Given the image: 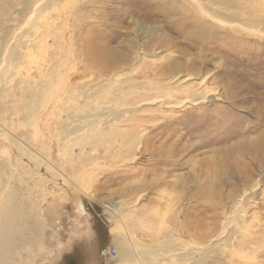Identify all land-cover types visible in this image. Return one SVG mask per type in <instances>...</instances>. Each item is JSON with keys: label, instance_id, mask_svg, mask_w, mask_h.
Listing matches in <instances>:
<instances>
[{"label": "rangeland", "instance_id": "rangeland-1", "mask_svg": "<svg viewBox=\"0 0 264 264\" xmlns=\"http://www.w3.org/2000/svg\"><path fill=\"white\" fill-rule=\"evenodd\" d=\"M237 3L260 22L212 19L191 0H67L55 26L65 39L49 40L64 72L41 145L13 103L30 68L0 84L1 177L31 174L20 146L67 178L60 200L40 203L52 226L30 264H117V226L152 264H220L215 251L264 264V0ZM33 175L54 192L45 171Z\"/></svg>", "mask_w": 264, "mask_h": 264}, {"label": "bare ground", "instance_id": "bare-ground-1", "mask_svg": "<svg viewBox=\"0 0 264 264\" xmlns=\"http://www.w3.org/2000/svg\"><path fill=\"white\" fill-rule=\"evenodd\" d=\"M191 1H193V3L197 5L198 11L205 13V15H207L209 18L212 19L222 20L219 15H222L223 12H225L223 15L226 21L228 22H232V23L243 22L247 24L250 23L258 24L260 22L259 21L260 18H258L259 16L258 17H256L257 15L251 16L253 14H249L250 12L247 11L246 9H242L240 7L235 8V6L238 5L237 0H191ZM66 4H67V0H0V84L4 86L5 84L8 83L7 81L9 78L16 76L17 71L18 72L22 70L26 71L27 70L26 68H30V70L27 71L25 76L20 78L13 85L14 90L19 89L21 91V96L19 100L18 101L15 100L16 102L14 101L13 103L15 106L20 107L19 109H20L21 117L26 121L27 124L22 126L21 123V126L23 127L22 129L29 130L28 132L31 137L29 138L31 144L33 142L34 144L41 145L40 144L41 141L40 137L42 133L41 125L45 123V118L47 116V111L49 106L51 105L53 100L57 98V95L59 97V91L62 86V82H63L62 72H64L62 71L63 70L62 64H64V62L62 63V59L60 58L63 56V53H61L63 52V46L60 45L58 51H53L49 48L50 45L49 40L55 37L58 38V40H60L61 42H63L65 39L63 33H61L60 30L57 31L58 28H56L55 26L57 25L56 24L57 19L58 20L63 19L62 10L67 11L69 9L68 7H67L68 9L66 8L67 10L64 8ZM61 25H65V24H61ZM54 40L58 41L56 39ZM58 47L59 46H57L56 48ZM53 49H55V47ZM47 55L51 59V63L48 65L46 64L47 62H45V58ZM3 88L2 90L5 89ZM6 90H8V88ZM1 94H3V91L1 92ZM8 94H6V96ZM4 98L6 99V97ZM4 102L6 101L4 100ZM2 104L4 103L2 102ZM11 105L12 104H10V106ZM76 117L77 116H75V118ZM91 119L93 120L94 118ZM88 122H91V120ZM88 122H84V123H88ZM93 124L90 125L93 126ZM87 126H89V124ZM27 144L28 143H26V145ZM85 144H87V142ZM17 149L19 152L21 151L19 155L25 157L23 158L22 156H20V158L22 157V160L24 161L25 164H28V166L30 165L32 172L30 174V170H29L28 173V168H27V170H25L24 172L22 171L18 172L17 170L18 173L16 174L13 173L11 170H9L7 177L4 179L0 175V264H30L32 262L31 258L33 259L32 256L33 253L35 252L33 246L35 245L38 249L44 247V243L46 242L44 241L45 231L47 230V228L52 226L50 222L52 215L51 214L52 208L51 206L43 207L41 204L43 202L45 203V201L48 200V197L59 199L56 189L58 188L59 185L61 184L64 185L65 183H67V181H65L67 180V178L64 179L62 178L63 173L59 169L60 166L58 167L57 164H55V162L53 163L52 160L47 156V154H45L44 150L42 153L41 152L38 153L39 151H36L38 153V156L37 155L35 156L32 154H25L26 152H24V150L20 146H17ZM38 149L40 148L38 147ZM25 164L24 165L22 164L21 165L22 167L21 166L20 167L22 169H25L26 168ZM26 171L28 175L25 174ZM41 171H45L48 174V176L53 179L52 186L54 192L49 193L46 192V190H43L45 188L44 185L45 184L47 185L46 180L45 181L40 180L42 177H40V179L37 180L36 177L39 176L36 175L35 177V175H33L34 173H40ZM50 183L51 181L49 182V184ZM31 184H33L34 186H31ZM42 186L44 188L41 191L39 189L42 188ZM37 192H39L40 194L36 195ZM51 205L53 206L54 204ZM114 229L115 232L117 233L113 239V244L116 249V258L118 260L117 264H152L153 257L152 258L149 257V251L145 249L147 247L144 246L145 244L144 245L142 244L143 247H141V244H138L136 242L133 243L132 242L133 239L128 237V235L126 236L125 232L119 226L115 227ZM133 241H135V239ZM173 242L174 241L171 238L168 240H164L163 244H167L170 248H172ZM140 247L141 248L145 247V248L140 249ZM159 247L161 248V246ZM217 252L218 251H215L216 263L230 264L226 259L225 253L221 254L220 252L218 254ZM22 253H25V255H23Z\"/></svg>", "mask_w": 264, "mask_h": 264}]
</instances>
